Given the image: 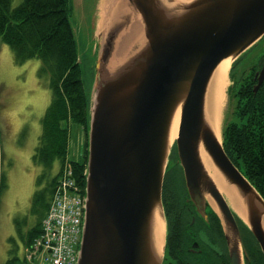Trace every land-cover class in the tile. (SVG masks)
Segmentation results:
<instances>
[{"label": "water", "instance_id": "obj_1", "mask_svg": "<svg viewBox=\"0 0 264 264\" xmlns=\"http://www.w3.org/2000/svg\"><path fill=\"white\" fill-rule=\"evenodd\" d=\"M124 2L127 8L104 31L95 60L77 264H162L161 192L173 143L189 200L203 217L207 207L218 215L231 263L242 264L240 254H246L235 216L264 255V200L227 156L205 115L216 66L263 38L264 0ZM134 22L138 34L116 54L118 36ZM263 77L264 60L259 82ZM178 111L177 136L170 142ZM200 146L233 186L241 217L207 173ZM156 216L163 225L158 245Z\"/></svg>", "mask_w": 264, "mask_h": 264}, {"label": "trees", "instance_id": "obj_2", "mask_svg": "<svg viewBox=\"0 0 264 264\" xmlns=\"http://www.w3.org/2000/svg\"><path fill=\"white\" fill-rule=\"evenodd\" d=\"M70 11V0H21L14 7L11 0H0L1 41L11 48L17 62L39 60L37 74L48 76L51 92L50 102L41 117L38 144L32 154V163L41 168L36 178V184L40 187L32 194L29 209L34 220L23 236L24 245H30L32 239L40 233V221L48 210L58 181L57 173H63L65 163L69 164L73 180L82 190L85 185L89 96L84 91L81 78L76 41L69 20ZM249 51L237 58L233 62L234 66ZM263 56L260 54L257 60ZM248 72V78L251 79V69ZM243 87L241 95L247 92ZM249 92L250 97H246L243 104L236 108L237 121H229L223 127L222 147L264 199V108L255 109L251 99L252 91ZM64 121L77 123L85 134V144L77 160L67 157L69 130L63 126ZM173 148L162 185V203L167 215L176 211L187 195ZM54 159L59 160V170L43 185ZM239 224L243 245L249 254L247 264H263L257 243L244 224ZM14 261L15 258L10 257L4 264H14Z\"/></svg>", "mask_w": 264, "mask_h": 264}, {"label": "rangeland", "instance_id": "obj_3", "mask_svg": "<svg viewBox=\"0 0 264 264\" xmlns=\"http://www.w3.org/2000/svg\"><path fill=\"white\" fill-rule=\"evenodd\" d=\"M20 1L11 0V5L14 7ZM100 3L101 0H70L69 20L84 91L89 99L95 60L105 36L97 29ZM260 54H264V36L238 64L234 66L231 62L221 113V139L225 124L238 119L236 108L245 101H240L238 94L249 79V67ZM39 63L36 59L17 62L11 48L0 39V264L14 254L16 264L22 263L19 248L23 250V236L32 225L29 209L32 194L40 187L36 178L41 168L32 163V154L38 144L41 117L50 102L51 92L48 76L37 74ZM62 124L69 130L67 157L77 160L85 144V134L77 123L64 121ZM173 147L174 143L170 151ZM59 167V160L54 159L43 185L56 175Z\"/></svg>", "mask_w": 264, "mask_h": 264}, {"label": "flooded vegetation", "instance_id": "obj_4", "mask_svg": "<svg viewBox=\"0 0 264 264\" xmlns=\"http://www.w3.org/2000/svg\"><path fill=\"white\" fill-rule=\"evenodd\" d=\"M263 59L264 56L251 64L252 78L243 85L247 92L239 95V98L245 100L250 97L251 90L255 109L264 108V77L259 82ZM205 213L206 217H203L197 212L188 195L176 211L168 215L165 213L162 264H232L218 215L210 207L205 209ZM239 231L242 235L241 228ZM240 256L242 264H247L249 254ZM260 260L264 264L263 254H260Z\"/></svg>", "mask_w": 264, "mask_h": 264}, {"label": "bare ground", "instance_id": "obj_5", "mask_svg": "<svg viewBox=\"0 0 264 264\" xmlns=\"http://www.w3.org/2000/svg\"><path fill=\"white\" fill-rule=\"evenodd\" d=\"M125 7L126 4L124 0H101L97 21L98 31L103 33L108 28L109 24L116 19L120 10H123ZM139 30L140 24H138V22H134L128 31L121 33L116 40L115 53L117 54L119 51H122V49H125L131 39L138 34ZM116 54H114L113 58ZM231 62L232 60L230 58H225L216 66L209 80L205 97V115L219 141H221V113L225 97V88L228 85V71L231 66ZM111 64H114V60H112ZM179 120L180 114L178 111L174 116L170 128V142H172L177 136ZM199 154L207 173L215 182L217 188L224 196L228 204L232 206L235 212L241 217L239 208L235 201L237 196L233 186L225 180L223 174L216 168L212 159L202 146H200ZM162 229V222L159 217L156 216L153 224V236L157 245L160 242Z\"/></svg>", "mask_w": 264, "mask_h": 264}, {"label": "built area", "instance_id": "obj_6", "mask_svg": "<svg viewBox=\"0 0 264 264\" xmlns=\"http://www.w3.org/2000/svg\"><path fill=\"white\" fill-rule=\"evenodd\" d=\"M70 172L65 171L49 212L43 221V232L33 244L37 264H74L81 231L84 199L77 191Z\"/></svg>", "mask_w": 264, "mask_h": 264}, {"label": "crops", "instance_id": "obj_7", "mask_svg": "<svg viewBox=\"0 0 264 264\" xmlns=\"http://www.w3.org/2000/svg\"><path fill=\"white\" fill-rule=\"evenodd\" d=\"M23 244V242H22ZM23 250L19 248V254H21V260H22V263L21 264H27L25 261H24V244H23ZM13 258H17V256L14 254V256H12ZM14 264H16V262L14 261Z\"/></svg>", "mask_w": 264, "mask_h": 264}]
</instances>
